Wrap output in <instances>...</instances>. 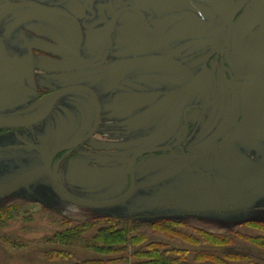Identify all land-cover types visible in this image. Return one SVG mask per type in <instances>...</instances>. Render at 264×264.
Masks as SVG:
<instances>
[{
	"label": "flooded vegetation",
	"instance_id": "flooded-vegetation-1",
	"mask_svg": "<svg viewBox=\"0 0 264 264\" xmlns=\"http://www.w3.org/2000/svg\"><path fill=\"white\" fill-rule=\"evenodd\" d=\"M253 29L263 38L264 0H0V81L14 96L12 115L0 119L35 115L67 90L32 125L38 144L30 148L37 153L45 138L50 146L52 139L71 137L50 156L91 133L54 158L69 159L97 139L89 150L109 158L100 170L114 171L123 157L129 161L149 148L171 151L143 155L135 171L150 155L178 160L180 147L198 138L203 123L214 124L210 135L230 123L214 117L222 108L229 112L221 102L231 104L230 91L239 121L230 50L233 43L246 45ZM168 124L174 126L169 140Z\"/></svg>",
	"mask_w": 264,
	"mask_h": 264
},
{
	"label": "rangeland",
	"instance_id": "rangeland-1",
	"mask_svg": "<svg viewBox=\"0 0 264 264\" xmlns=\"http://www.w3.org/2000/svg\"><path fill=\"white\" fill-rule=\"evenodd\" d=\"M254 31L247 35L246 45H231L241 109L238 125L223 146L188 163L166 155L141 159L135 171L136 190L119 206L95 209L66 203L54 194L45 175L0 196V264H146L148 260L132 252L150 243L171 252L185 251L187 264H264V32L258 38V30ZM3 88L0 81V117L14 111L8 108L13 93H4ZM230 94L229 106L221 102L229 112L222 108L220 115H214L215 120L221 116L230 123L215 127L213 135L214 124L203 123L198 138L180 147L183 156L207 152L232 128L237 110ZM166 128L169 140L174 126ZM34 131L33 126L0 130V186L45 167L49 153L71 138L52 139L50 146L45 138L37 153L30 148L38 144ZM96 140L89 141L90 148H95ZM90 148L83 145L69 159L52 160L61 188L70 197L89 202L121 197L129 188V156L117 162L114 171H104L98 167L107 159L105 154ZM108 220L127 224L133 237L144 240L110 257L83 243L57 242V234L79 227H85L82 239L91 242L100 228L110 224Z\"/></svg>",
	"mask_w": 264,
	"mask_h": 264
},
{
	"label": "water",
	"instance_id": "water-1",
	"mask_svg": "<svg viewBox=\"0 0 264 264\" xmlns=\"http://www.w3.org/2000/svg\"><path fill=\"white\" fill-rule=\"evenodd\" d=\"M65 91H67V90H62V91L55 93L52 96L51 101L48 103V105H46L44 108L41 109V111H43V113L41 115L29 116V117H25L22 119H0V129H22V128L30 127L33 124L39 122L48 113V111L50 110V108L53 105V101H55L56 98H58L59 95L64 93ZM237 121H238V118L236 119L232 130L230 132H228L219 143L212 146L207 152H205L201 155H198V156H189V157H187V156H176V157L178 159L184 161L185 163H188V161H190V160L202 159V158L206 157L207 155H210L215 150L220 148L228 140V138L231 136V134L233 133L234 129L237 126ZM92 132H93V130H92ZM90 135H91V133H90ZM90 135L86 136L85 138L79 139L75 142H71L69 144L63 145V146L57 148L56 150H54L51 153V155L49 156V158L47 160V164L45 165V167L40 168V169H36V170H34V171H32V172H30V173H28V174H26L20 178L14 180L13 182H11L9 184L0 186V196L12 193V192L16 191L17 189H19L20 187L29 185V184L35 182L36 180H38L43 175H46V177L50 181V185L52 187L54 194L59 199H61L62 201L66 202V203H69V204H72L75 206L95 208V209L119 206V205H122L125 202H127L132 197V195L134 194V192L136 190L135 166H136V162L138 161V159L141 158L143 155L149 154V153H154V152H159V151H171V148L166 147V148H149V149H145V150L137 152L136 154H134L129 159L128 164H127V173L129 175V179H130V186H129V188L125 194H123L121 197H118V198H115L112 200H107V201H101V202L83 201V200H78V199H74V198L70 197L68 194H66L61 189L55 174L51 172V169H52L51 163L57 154H59L62 151L70 150V149H73V148L79 146L86 139H88L90 137Z\"/></svg>",
	"mask_w": 264,
	"mask_h": 264
},
{
	"label": "trees",
	"instance_id": "trees-1",
	"mask_svg": "<svg viewBox=\"0 0 264 264\" xmlns=\"http://www.w3.org/2000/svg\"><path fill=\"white\" fill-rule=\"evenodd\" d=\"M109 222L110 224H108V226H103L99 229L96 235L91 239V242L82 239L85 227L71 230L64 235L57 234L58 236H56V238H59L57 242L62 243L64 246L71 245V242L78 244L83 243L84 246H92L93 248L100 250V253H104L106 256L110 257L114 254L121 255L129 246H136L141 240H144V238H141L140 236L133 237V231H130L127 224L121 223L117 220L116 223L118 224H112V220H108V223ZM160 226L161 225L158 223L157 227L160 228ZM143 248L133 251L132 255L134 257H142L141 259L143 260H148L149 262L146 264H187L184 260L185 251L171 252L166 248H161V246L151 243ZM112 261L113 260H110V262ZM142 263L145 264L144 262ZM84 264H101V262L90 261L84 262Z\"/></svg>",
	"mask_w": 264,
	"mask_h": 264
}]
</instances>
